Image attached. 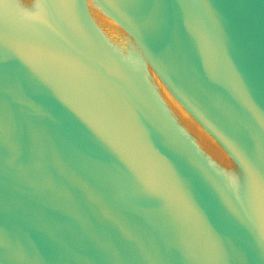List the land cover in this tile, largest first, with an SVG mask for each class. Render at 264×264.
Returning <instances> with one entry per match:
<instances>
[{
  "label": "water",
  "instance_id": "obj_1",
  "mask_svg": "<svg viewBox=\"0 0 264 264\" xmlns=\"http://www.w3.org/2000/svg\"><path fill=\"white\" fill-rule=\"evenodd\" d=\"M0 264H264V0H0Z\"/></svg>",
  "mask_w": 264,
  "mask_h": 264
}]
</instances>
